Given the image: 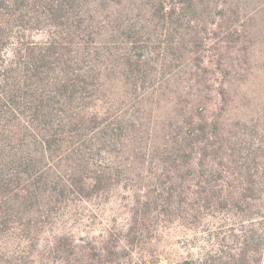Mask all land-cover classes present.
<instances>
[{"label":"trees","instance_id":"16d2710c","mask_svg":"<svg viewBox=\"0 0 264 264\" xmlns=\"http://www.w3.org/2000/svg\"><path fill=\"white\" fill-rule=\"evenodd\" d=\"M114 1L0 0V236L31 234L58 199L120 188L117 237L81 254L61 237L60 264H264V0H139L143 25L125 18L133 0ZM209 9L215 84L193 102L178 91L163 134L145 138L153 60L197 45ZM124 95L139 102L127 110ZM200 210L201 254L154 251L163 223Z\"/></svg>","mask_w":264,"mask_h":264},{"label":"rangeland","instance_id":"374dc122","mask_svg":"<svg viewBox=\"0 0 264 264\" xmlns=\"http://www.w3.org/2000/svg\"><path fill=\"white\" fill-rule=\"evenodd\" d=\"M119 2V0L114 1V4L117 5ZM126 2L127 0H123V6ZM179 2L174 0L171 5L184 7ZM145 6L147 5L142 1L133 0V9L128 10L126 20H133L135 24H145L149 19L144 10ZM178 13L180 17V10ZM215 14V10L209 9L204 17L201 16V41L199 40L197 45L192 43L190 37L186 38L190 44L189 51L194 50L195 46L199 54L194 55L192 51L191 54L189 51H184L180 55L170 53L166 61L163 60V56L159 58L155 56L156 60H153L155 64L151 65L154 77L149 78L138 91L140 104L141 100H147L146 112H142L138 117L145 138H149L148 129L156 132L157 135L163 134L164 124H167L172 113L173 101L178 91L185 95L183 98L185 102L187 100L193 102L197 94H204L205 89L215 84L213 74L216 71L218 52L215 45L218 41ZM145 37L153 41L148 45V52L159 50L162 46L161 40L165 38V36L159 37L157 33ZM177 39L181 40L180 37ZM177 55L178 59L171 62V57ZM159 82L163 84L160 85ZM125 97L126 95L120 100L127 110L133 108L135 102H139L133 98V102H130L128 97ZM150 104L154 109L153 114L148 111ZM129 201V194L120 188H116L109 196L84 199L78 195H71L69 198L58 199L50 205L31 234L11 230L0 236V264H10V262L60 264L65 253L61 251L62 246L53 247L52 242H60L61 237L67 239L64 240L68 245L65 250H72L78 254L86 250L89 252L99 247L107 230L114 232L115 238L117 237L119 228L127 217ZM161 227L154 251L162 255L166 261L176 262L201 254V210L189 216L177 214L174 219L163 223ZM125 261L117 259L114 264H126Z\"/></svg>","mask_w":264,"mask_h":264}]
</instances>
